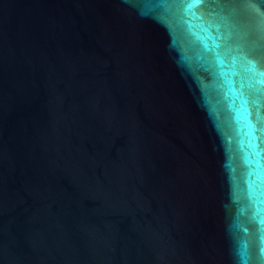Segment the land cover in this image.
Returning a JSON list of instances; mask_svg holds the SVG:
<instances>
[{"label":"water","instance_id":"obj_1","mask_svg":"<svg viewBox=\"0 0 264 264\" xmlns=\"http://www.w3.org/2000/svg\"><path fill=\"white\" fill-rule=\"evenodd\" d=\"M0 264H264V0H0Z\"/></svg>","mask_w":264,"mask_h":264}]
</instances>
